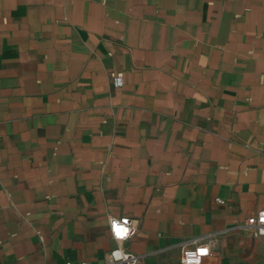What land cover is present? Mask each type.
<instances>
[{
    "label": "crops",
    "instance_id": "1",
    "mask_svg": "<svg viewBox=\"0 0 264 264\" xmlns=\"http://www.w3.org/2000/svg\"><path fill=\"white\" fill-rule=\"evenodd\" d=\"M263 209L264 0H0V264H264Z\"/></svg>",
    "mask_w": 264,
    "mask_h": 264
},
{
    "label": "built area",
    "instance_id": "2",
    "mask_svg": "<svg viewBox=\"0 0 264 264\" xmlns=\"http://www.w3.org/2000/svg\"><path fill=\"white\" fill-rule=\"evenodd\" d=\"M112 82L115 89H120L123 87V75L122 74H114L112 75ZM218 202L223 203L222 200L218 199ZM127 218L129 221V226L131 227V235L128 239L117 242V240L113 236V221H115L116 224H121L122 221ZM109 230L112 239L116 242V247L109 253L108 259L106 264H138L140 263L141 257L131 251H129L126 248V243L137 233L138 226L137 223L132 224V220L129 217H109ZM244 228L250 229L253 231L255 236H264V209L260 211L256 216L250 217L247 219ZM122 245V251L123 253L128 257L127 260H120L116 261L112 259V253L117 251L121 248ZM207 247L208 252L207 254H203L200 252L201 249ZM211 255L210 252V245L203 241V240H194L189 243H186L183 245L181 250V264H202L204 259ZM199 260V262H198ZM81 264H89L88 262H84Z\"/></svg>",
    "mask_w": 264,
    "mask_h": 264
},
{
    "label": "clouds",
    "instance_id": "3",
    "mask_svg": "<svg viewBox=\"0 0 264 264\" xmlns=\"http://www.w3.org/2000/svg\"><path fill=\"white\" fill-rule=\"evenodd\" d=\"M137 223L136 221H132V224ZM131 227L129 226V221L127 218H125L121 224H116L115 221H113V236L114 238L117 240V242H122L126 239L129 238V236L131 235ZM200 252H202L203 254H207L208 252V248L205 247L203 249L200 250ZM112 259L116 260V261H120V260H127L128 257L123 253L122 251V245L121 248L118 249L117 251L112 253ZM199 262V260H198ZM200 264V262H199Z\"/></svg>",
    "mask_w": 264,
    "mask_h": 264
}]
</instances>
